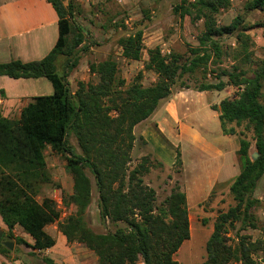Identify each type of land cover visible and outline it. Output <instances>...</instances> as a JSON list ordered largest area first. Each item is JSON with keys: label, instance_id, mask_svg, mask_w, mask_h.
<instances>
[{"label": "trees", "instance_id": "1", "mask_svg": "<svg viewBox=\"0 0 264 264\" xmlns=\"http://www.w3.org/2000/svg\"><path fill=\"white\" fill-rule=\"evenodd\" d=\"M231 1L180 0L173 7L180 18L202 21L203 29L183 54L162 55L157 46L148 50L144 69L156 74L152 84L142 85L141 72L126 83L118 74L116 61L107 56L88 64L97 81H77L72 91L67 77L78 63L75 49L84 40L74 22L79 10L73 0H47L58 18L54 46L38 60L0 63V75L44 77L53 88L50 94L33 96L16 120L4 117L0 109V217L8 229L1 240L24 243L37 251L54 245L45 227L58 220L59 212L49 197L36 199L40 185L51 182L45 160L49 147L64 157L72 178L71 192L64 201L75 210L58 223L68 242L76 241L91 250L98 264H179L174 254L190 237L185 192L176 183L158 205L155 189L143 179L149 170V158L143 156L130 169L128 165L137 141L144 143L142 138L136 140L134 126L170 95L178 79L198 72L202 76L199 90L220 91L227 85L238 88L233 96L220 100L218 118L223 134L239 135L237 155L241 162L239 173L229 185L234 204L214 218L202 264H258L254 255L264 250V242L238 231L231 242L229 230L236 222L242 229L256 227L254 212L259 200L254 193L264 174V57L252 60L249 30L254 25L244 22L242 16L225 25L217 23V14ZM240 1L247 10H264V0ZM223 35L234 36L232 58L250 62L248 71L236 62L230 68L219 65L224 54L220 42ZM142 36L143 30L137 29L118 39L125 59H140ZM209 63L215 66L210 69L214 82L204 80ZM239 126L242 130L237 131ZM71 135L79 151L70 142ZM253 151L257 152L254 160ZM174 164L183 165L178 149ZM93 191L100 221L122 222L124 226L99 233L87 225L85 213ZM17 225L32 237V244L13 236L11 230ZM10 252L0 242V253ZM43 261L58 264L48 256H43Z\"/></svg>", "mask_w": 264, "mask_h": 264}, {"label": "crops", "instance_id": "2", "mask_svg": "<svg viewBox=\"0 0 264 264\" xmlns=\"http://www.w3.org/2000/svg\"><path fill=\"white\" fill-rule=\"evenodd\" d=\"M91 1L94 3V0ZM57 20L56 12L47 0H0V63L11 60L28 62L43 58L57 40ZM179 20L184 26L182 31L174 25L175 32L165 40L160 39L162 33H156L154 30L144 32L140 59L125 61L139 64L140 69L144 68L149 49L157 46L159 50H163L169 43L174 45L177 44L176 41L183 43L181 37L184 35L190 36L192 39L190 45H194L196 37L203 29L202 22L200 20L192 22L187 19V16L179 17ZM261 27H259L260 30H256L253 40L264 45V38L260 35ZM251 29L249 33L252 38ZM183 44L189 46L186 43ZM184 51H187L185 47L175 53L183 54ZM170 53H174V50ZM107 55L104 53L105 57L96 62L102 61ZM121 58L124 59L122 55ZM147 71L154 74L153 80L157 79L152 70ZM91 77L94 82L97 81L95 74H91ZM75 84L74 81L70 88L75 90ZM52 91L51 83L44 77L12 78L0 75L1 113L6 118L16 120L19 118L21 109L31 101L33 96L50 94ZM234 91L235 87L231 85L225 86L220 91L199 90L197 85L180 87L172 90L168 97L162 99L148 118L134 126L136 140L142 138L144 145L165 166H172L176 150H179L184 168L192 178L190 182L195 188L192 190L195 196L207 193L217 182H225L239 173V167H235L238 159V139L236 135L222 133L218 118L220 100L232 96ZM138 145L133 148V152L137 149L141 150ZM196 163L199 165L198 169L195 168ZM189 225L191 231L190 212ZM50 227L51 225H47L45 231L54 238L55 243L52 247L41 250L45 256L58 264H98L97 257L91 250L76 241L68 242L59 229ZM0 229L3 234L8 232L2 219ZM11 232L14 237L32 244V237L20 226L13 227ZM11 241L15 250L16 243ZM26 249L32 251L31 253L37 251L30 246H26ZM23 260L21 257H14V255L9 257L0 253V264H25Z\"/></svg>", "mask_w": 264, "mask_h": 264}, {"label": "rangeland", "instance_id": "3", "mask_svg": "<svg viewBox=\"0 0 264 264\" xmlns=\"http://www.w3.org/2000/svg\"><path fill=\"white\" fill-rule=\"evenodd\" d=\"M67 1L64 0V2ZM73 2L79 10V12L75 13L74 22L81 29L80 32L84 40L74 52V57H77L78 63L69 71V86L74 84V81L76 83L75 86L77 85V81L81 80L94 82L91 77L92 73L89 72L88 64L105 57L103 56L104 53L106 55L109 53L107 56H111L116 61L118 74L126 83L134 80L138 73L141 72L142 85L147 86L152 84L155 81L152 78L155 77L151 71L143 70L144 68L140 69L139 64L126 62L121 58V48L118 45V39L128 32L142 29L143 33L152 30L156 33H162L160 39L165 40L175 32L173 29L174 25L177 29H181V31L184 28L180 24L178 15L173 12V7L180 0H94V3L91 0H73ZM260 12L258 10H247L244 8V1L232 0L230 6L216 16L217 23L220 25L230 23L235 16H242L244 22L251 25L254 24V29L252 28L250 31L252 32V38L249 47L253 52L252 60L263 58L264 56V45L253 40L256 30H260L259 27L261 26L263 28L261 27L260 35L264 38V10ZM187 19L190 20L188 16ZM181 38L183 43L188 45L192 43L190 36L187 37V35H184ZM220 42H222L224 54L221 57L219 65L230 68L236 62L243 70L248 71L250 62H243V58H239L238 60L232 58L233 48L236 46L234 36L223 35L220 37ZM176 43L175 45L174 43H169L164 48L169 51L174 50V52H178V50L184 49V47L187 49L188 47L186 44L184 46L183 43L177 41ZM214 67L212 63H209L206 71L208 76H204V79H207L206 82L214 81V77L210 71ZM201 81L202 76L198 72L192 75L185 74L181 79L176 81L172 90L174 91L175 89L184 87L180 86L182 83L186 86H194L198 85ZM236 130H242V126L236 127ZM245 135L250 139V133L246 132ZM236 137L238 139L239 135L236 134ZM69 140L79 151L76 139L71 135ZM137 145L141 147V150L131 151V161L128 167L130 169L135 166L145 155L149 158V170L144 174L143 179L145 184L155 189V203L159 205L168 195L170 188L176 183L186 194L187 206L192 219L190 237L182 243L178 251L174 254V258L179 264H202L206 258L205 242L212 231L214 218L219 211H224L230 205L234 204L233 197L229 192V185L235 176L233 175L232 177L231 174L232 178L229 180L217 182L207 193L195 196V192H192L195 188L190 182L192 178L184 168V165H175L173 163L172 166H165L144 143L138 141ZM251 149H253V143ZM45 160L51 176V182L40 185L36 199L40 201L43 196H47L56 206L55 199L61 198L62 205L57 210L62 219H58L50 224V228L55 229L56 227L59 229L58 223L75 210L72 204H66L64 201V198L72 189V178L65 167L66 161L64 157L56 154L49 147L45 150ZM236 163L235 167L238 166L240 170L241 162L239 158ZM198 167L199 165L196 163L195 168L198 169ZM263 178L264 174L259 179L254 193L255 197L259 200V205L254 212L256 216V227L251 228L248 226L242 229V225L236 222L234 227L229 230L231 242H234L237 231L239 234L250 236L252 240L261 239L264 242ZM193 216L195 218L194 223ZM85 220L93 231L99 233L114 230L116 227L125 225L122 222L100 221L96 207L95 191H93L91 203L87 207ZM26 246L24 243H16V249L14 250L12 248L8 256L11 257L14 255V257H21L24 259L25 264H45L43 261V256H45L43 251L31 253L32 251L26 249ZM254 258L258 261V264H264V250L256 253ZM230 264L239 263L233 262Z\"/></svg>", "mask_w": 264, "mask_h": 264}, {"label": "water", "instance_id": "4", "mask_svg": "<svg viewBox=\"0 0 264 264\" xmlns=\"http://www.w3.org/2000/svg\"><path fill=\"white\" fill-rule=\"evenodd\" d=\"M256 156H257V152L256 151H253L252 154H251L252 160H254L256 158ZM2 236H3V231L0 229V242L4 246H6L9 250H12V248H13V242L10 241V240H1Z\"/></svg>", "mask_w": 264, "mask_h": 264}, {"label": "built area", "instance_id": "5", "mask_svg": "<svg viewBox=\"0 0 264 264\" xmlns=\"http://www.w3.org/2000/svg\"><path fill=\"white\" fill-rule=\"evenodd\" d=\"M160 52H161L162 55H169L170 54V51L168 49L160 50ZM123 60H127V59L124 58ZM237 90H238V88L235 87V91H237ZM235 91H234V94H235ZM55 202L57 203V205L55 207H56V209H58V207L62 205V200H61V198H58V199L56 198ZM58 219L61 220L62 219L61 216H59Z\"/></svg>", "mask_w": 264, "mask_h": 264}]
</instances>
